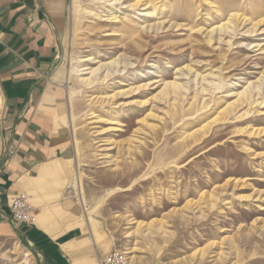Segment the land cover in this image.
Returning <instances> with one entry per match:
<instances>
[{
	"label": "rangeland",
	"instance_id": "1",
	"mask_svg": "<svg viewBox=\"0 0 264 264\" xmlns=\"http://www.w3.org/2000/svg\"><path fill=\"white\" fill-rule=\"evenodd\" d=\"M68 4L81 218L131 264H264V0ZM0 264L33 256L0 237Z\"/></svg>",
	"mask_w": 264,
	"mask_h": 264
},
{
	"label": "crops",
	"instance_id": "2",
	"mask_svg": "<svg viewBox=\"0 0 264 264\" xmlns=\"http://www.w3.org/2000/svg\"><path fill=\"white\" fill-rule=\"evenodd\" d=\"M68 5L0 0V237L18 239L33 264H99L117 250L106 226L82 219L72 200L78 181L72 109L55 74ZM17 193L34 208L33 226L11 220Z\"/></svg>",
	"mask_w": 264,
	"mask_h": 264
},
{
	"label": "built area",
	"instance_id": "3",
	"mask_svg": "<svg viewBox=\"0 0 264 264\" xmlns=\"http://www.w3.org/2000/svg\"><path fill=\"white\" fill-rule=\"evenodd\" d=\"M11 220L15 225L33 226L36 223L34 208L25 193L13 195L9 203ZM99 264H131L127 253L113 250Z\"/></svg>",
	"mask_w": 264,
	"mask_h": 264
},
{
	"label": "bare ground",
	"instance_id": "4",
	"mask_svg": "<svg viewBox=\"0 0 264 264\" xmlns=\"http://www.w3.org/2000/svg\"><path fill=\"white\" fill-rule=\"evenodd\" d=\"M135 45V44H134Z\"/></svg>",
	"mask_w": 264,
	"mask_h": 264
}]
</instances>
